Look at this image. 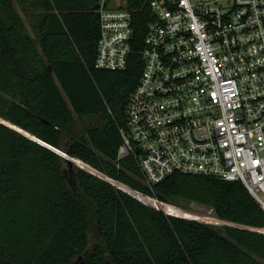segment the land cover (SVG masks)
<instances>
[{"label":"trees","instance_id":"obj_1","mask_svg":"<svg viewBox=\"0 0 264 264\" xmlns=\"http://www.w3.org/2000/svg\"><path fill=\"white\" fill-rule=\"evenodd\" d=\"M148 1L125 3L133 51ZM97 9L0 0V120L50 147L0 123V264H264V211L242 183L174 174L149 188L131 156L118 158L141 61L95 68ZM159 203L206 207L229 225Z\"/></svg>","mask_w":264,"mask_h":264},{"label":"built area","instance_id":"obj_2","mask_svg":"<svg viewBox=\"0 0 264 264\" xmlns=\"http://www.w3.org/2000/svg\"><path fill=\"white\" fill-rule=\"evenodd\" d=\"M97 1L95 68L141 61L118 158L149 188L174 174L240 182L264 211V0H149L138 51L126 1Z\"/></svg>","mask_w":264,"mask_h":264},{"label":"rangeland","instance_id":"obj_3","mask_svg":"<svg viewBox=\"0 0 264 264\" xmlns=\"http://www.w3.org/2000/svg\"><path fill=\"white\" fill-rule=\"evenodd\" d=\"M125 1L126 0H107L108 4H110L114 8L124 5ZM60 155H62V153H60ZM183 205L185 208L184 209L179 208V209L187 212L193 217V218L189 217V218H184V219L195 220V221H198L203 224H207V225H210L216 228L229 225L225 222L218 220L214 212L209 208L202 207V206L192 204V203H183ZM171 206L173 207L175 205H171ZM175 207L178 208L180 206L176 205ZM258 232L263 233L264 230H260Z\"/></svg>","mask_w":264,"mask_h":264},{"label":"water","instance_id":"obj_4","mask_svg":"<svg viewBox=\"0 0 264 264\" xmlns=\"http://www.w3.org/2000/svg\"><path fill=\"white\" fill-rule=\"evenodd\" d=\"M0 123L3 124L4 126L10 128V129L16 131V132L19 133L20 135H22V136H24V137H26V138L32 140L33 142H35V143H37V144H39V145L45 146V147H47L48 149H50V147L46 146L44 143H42L41 141L37 140L36 138L30 136L29 134H26V133L23 132L22 130H20V129H18V128L14 127V126H12V125H10V124H8V123H6V122H3V121H0ZM21 131H22L23 133H22ZM53 151H55V150H53ZM55 152L58 153V154H60L58 151H55ZM67 161H68L69 163L72 162L69 158H67Z\"/></svg>","mask_w":264,"mask_h":264},{"label":"bare ground","instance_id":"obj_5","mask_svg":"<svg viewBox=\"0 0 264 264\" xmlns=\"http://www.w3.org/2000/svg\"><path fill=\"white\" fill-rule=\"evenodd\" d=\"M1 121V120H0Z\"/></svg>","mask_w":264,"mask_h":264}]
</instances>
